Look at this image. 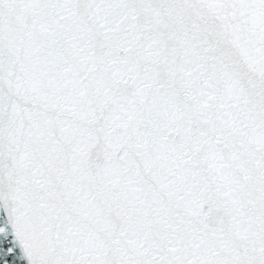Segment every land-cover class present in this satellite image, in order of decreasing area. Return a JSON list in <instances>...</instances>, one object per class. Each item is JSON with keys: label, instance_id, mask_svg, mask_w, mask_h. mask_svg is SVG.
<instances>
[{"label": "snow or ice", "instance_id": "6c2138e0", "mask_svg": "<svg viewBox=\"0 0 264 264\" xmlns=\"http://www.w3.org/2000/svg\"><path fill=\"white\" fill-rule=\"evenodd\" d=\"M0 264H264V0H0Z\"/></svg>", "mask_w": 264, "mask_h": 264}]
</instances>
